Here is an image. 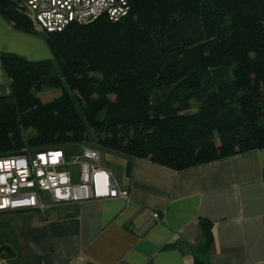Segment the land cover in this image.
I'll list each match as a JSON object with an SVG mask.
<instances>
[{
	"label": "trees",
	"instance_id": "obj_1",
	"mask_svg": "<svg viewBox=\"0 0 264 264\" xmlns=\"http://www.w3.org/2000/svg\"><path fill=\"white\" fill-rule=\"evenodd\" d=\"M23 31L51 59L0 56V158L94 140L182 171L264 147V0H130L117 22ZM43 84L61 95L41 104ZM201 226L206 249L212 225Z\"/></svg>",
	"mask_w": 264,
	"mask_h": 264
},
{
	"label": "crops",
	"instance_id": "obj_2",
	"mask_svg": "<svg viewBox=\"0 0 264 264\" xmlns=\"http://www.w3.org/2000/svg\"><path fill=\"white\" fill-rule=\"evenodd\" d=\"M23 30L0 14V56L49 61L43 36ZM9 86L0 65V97ZM100 156L127 199L54 206L44 194V212L0 213V264H264V147L182 171Z\"/></svg>",
	"mask_w": 264,
	"mask_h": 264
},
{
	"label": "built area",
	"instance_id": "obj_3",
	"mask_svg": "<svg viewBox=\"0 0 264 264\" xmlns=\"http://www.w3.org/2000/svg\"><path fill=\"white\" fill-rule=\"evenodd\" d=\"M129 1L23 0L37 28L46 33L61 32L73 24L87 25L102 16L117 22L128 14ZM100 158L98 150L77 145L37 153L25 148L16 156L0 158V213L44 212V194L54 206L126 200L127 191L121 190L112 175L101 167ZM69 264L81 263L75 260Z\"/></svg>",
	"mask_w": 264,
	"mask_h": 264
},
{
	"label": "rangeland",
	"instance_id": "obj_4",
	"mask_svg": "<svg viewBox=\"0 0 264 264\" xmlns=\"http://www.w3.org/2000/svg\"><path fill=\"white\" fill-rule=\"evenodd\" d=\"M12 1L17 5L18 9L20 10V12L22 14L28 16L32 20L34 27H37L35 21L33 20L32 12L25 6L23 0H12ZM55 70H56V67L54 68V70L53 69L51 70L52 72L50 73V76H52V78H54L53 75L55 74ZM48 78H49V76L46 75V79H45L46 82H47ZM33 94L40 101L41 104H48L51 101H53L54 99L58 98L61 95V91L59 88L49 86V84H43L38 90L34 89ZM193 107L195 108V105H193ZM68 145H69V148L72 147L70 144H68ZM63 146H65V145H63ZM74 146H76V145H74ZM77 146L96 149L101 154L104 151H106L103 149H99L96 146L94 140H92L90 142H82L80 144H77ZM57 147H60V146H57ZM61 148H63V147L61 146ZM71 171L76 172V168L71 167Z\"/></svg>",
	"mask_w": 264,
	"mask_h": 264
},
{
	"label": "water",
	"instance_id": "obj_5",
	"mask_svg": "<svg viewBox=\"0 0 264 264\" xmlns=\"http://www.w3.org/2000/svg\"><path fill=\"white\" fill-rule=\"evenodd\" d=\"M0 13L5 16L14 26H17L24 30H31L34 25L32 20L22 14L19 11L14 10L11 7L6 6V0H0ZM91 75L87 74V77L90 78ZM92 76L96 77L97 79H101V75H95Z\"/></svg>",
	"mask_w": 264,
	"mask_h": 264
},
{
	"label": "flooded vegetation",
	"instance_id": "obj_6",
	"mask_svg": "<svg viewBox=\"0 0 264 264\" xmlns=\"http://www.w3.org/2000/svg\"><path fill=\"white\" fill-rule=\"evenodd\" d=\"M9 2H10V0H9ZM10 3H11V2H10ZM6 6H7V7H11V8H13L14 10L20 12V10L18 9L17 5H16L14 2H12L11 5H10V4H8V0H6Z\"/></svg>",
	"mask_w": 264,
	"mask_h": 264
}]
</instances>
